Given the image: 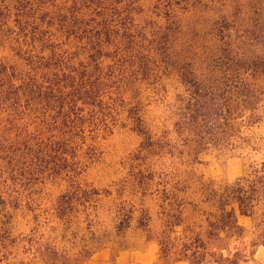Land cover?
I'll list each match as a JSON object with an SVG mask.
<instances>
[{
	"label": "rangeland",
	"instance_id": "1",
	"mask_svg": "<svg viewBox=\"0 0 264 264\" xmlns=\"http://www.w3.org/2000/svg\"><path fill=\"white\" fill-rule=\"evenodd\" d=\"M29 3L33 0H0V69L15 63L24 37L33 33H54L61 48L68 45L67 51L78 57L87 46L84 33L99 14L89 10L98 7L107 9L109 20L131 23L138 33L118 36L135 35L141 50L134 82L121 94L110 133L98 131L89 141L93 148L89 160L82 159L85 169L78 181L83 194L70 205L67 226L48 217L51 205L64 194L62 184L30 179L19 187L0 175V264L23 262L22 249L34 239L62 243L67 250L87 249L90 255L80 264H171L158 262L154 235L161 206L157 191L174 176L172 165L186 164L180 173L191 171L221 192L264 161V97L256 111L259 123L242 126L223 142L190 155L179 146L174 157L165 146L176 140L173 115L187 96L183 83H211L219 79L217 69L242 67L245 58L257 56L249 42L240 49L232 45V65L223 59L224 43L264 35V0H42L43 7L30 13ZM108 42L102 38V53L109 51ZM95 45L93 41L89 49ZM256 80L264 82L263 77ZM196 195L192 188L188 199ZM237 222L247 232L230 243L236 264H264V247L252 246L249 220L237 217Z\"/></svg>",
	"mask_w": 264,
	"mask_h": 264
},
{
	"label": "trees",
	"instance_id": "2",
	"mask_svg": "<svg viewBox=\"0 0 264 264\" xmlns=\"http://www.w3.org/2000/svg\"><path fill=\"white\" fill-rule=\"evenodd\" d=\"M41 1L33 0L26 10L33 12ZM93 10L99 14L82 39L88 48L80 54L73 47L78 57L67 51L68 45L61 48L54 33H33L24 37V50L15 53V63L0 69V175L19 187L30 179L62 184L64 194L48 214L60 226L68 225L70 205L83 194L78 181L85 169L82 159L89 160V148H93L89 141L98 131L110 133L121 94L134 82L135 61L141 50L135 35L118 36L138 33L131 23L109 20L104 7L89 11ZM102 38L109 39L106 53H102ZM240 39L232 44L227 39L223 59L234 65L231 49L249 42L247 46L257 54L251 61L245 58L242 67L217 69L219 79L211 83L195 79L183 83L187 96L173 115L176 140L165 144L168 155L174 157L179 146L194 154L205 145L235 136L242 126L259 123L256 111L264 97V82L256 78H264V35L248 38L250 41ZM93 41L97 45L89 49ZM244 76L252 81L242 79ZM185 165L173 164L174 176L157 191L161 199L154 235L158 262L236 264L230 243L247 232L237 217L249 220L252 246L264 247V161L221 192L212 190L209 182L191 171L180 173L179 167ZM149 178L152 181L151 174ZM192 188L197 195L188 199ZM92 195L96 196L95 191ZM60 244L27 241L20 264H80L90 255L87 249L67 250Z\"/></svg>",
	"mask_w": 264,
	"mask_h": 264
}]
</instances>
